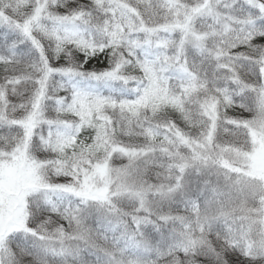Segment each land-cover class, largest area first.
Returning a JSON list of instances; mask_svg holds the SVG:
<instances>
[{"label": "snow or ice", "instance_id": "snow-or-ice-1", "mask_svg": "<svg viewBox=\"0 0 264 264\" xmlns=\"http://www.w3.org/2000/svg\"><path fill=\"white\" fill-rule=\"evenodd\" d=\"M0 264H264V0H0Z\"/></svg>", "mask_w": 264, "mask_h": 264}]
</instances>
